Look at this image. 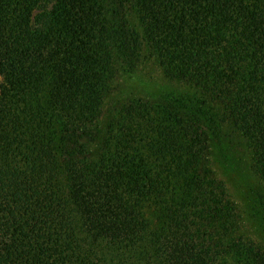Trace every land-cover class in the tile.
Here are the masks:
<instances>
[{"label":"trees","instance_id":"1","mask_svg":"<svg viewBox=\"0 0 264 264\" xmlns=\"http://www.w3.org/2000/svg\"><path fill=\"white\" fill-rule=\"evenodd\" d=\"M228 131L264 183V0H0V264H264Z\"/></svg>","mask_w":264,"mask_h":264},{"label":"rangeland","instance_id":"2","mask_svg":"<svg viewBox=\"0 0 264 264\" xmlns=\"http://www.w3.org/2000/svg\"><path fill=\"white\" fill-rule=\"evenodd\" d=\"M162 77L161 68L154 61H145L135 71L121 77L118 90L109 100L121 99L133 92L155 96L172 89ZM211 165L238 202L248 233L264 244V183L251 170L244 138L228 131L220 141L214 140Z\"/></svg>","mask_w":264,"mask_h":264}]
</instances>
